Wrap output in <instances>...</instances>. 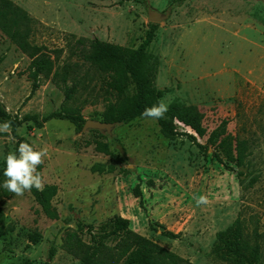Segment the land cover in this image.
Wrapping results in <instances>:
<instances>
[{
    "label": "rangeland",
    "instance_id": "1",
    "mask_svg": "<svg viewBox=\"0 0 264 264\" xmlns=\"http://www.w3.org/2000/svg\"><path fill=\"white\" fill-rule=\"evenodd\" d=\"M10 1L34 20L32 43L57 57V69L69 68V86L79 82L68 101L62 85L43 78L29 99L31 60L0 29V102L12 116L43 119L69 108L80 109L86 120L101 121L117 97L107 92L105 75L79 56L77 40L138 49L154 24L148 8L170 9V18L156 24L149 50L159 60L156 85L165 91L163 102L198 107L209 134L228 122L227 135L245 141L248 156L243 167L229 171L188 138H165L149 118L116 125L111 134L78 132L69 121L57 119L31 131L25 124L17 134L35 150L48 149L40 174L43 188H59L53 204L60 217L48 218L30 191L5 195L0 184V264H80L70 251L74 234L87 243L91 239L80 225L98 229L116 215L129 219L137 234L192 264H231L214 248L218 233L240 218L250 245L260 244L264 264V0ZM208 137L199 141L206 145ZM17 142L13 128L0 132V170L6 156L16 153ZM97 142L108 143L111 153L99 152ZM97 164L114 172L94 173ZM137 186L143 205L134 194ZM200 196L210 202L197 206ZM163 228L180 237H165Z\"/></svg>",
    "mask_w": 264,
    "mask_h": 264
},
{
    "label": "trees",
    "instance_id": "2",
    "mask_svg": "<svg viewBox=\"0 0 264 264\" xmlns=\"http://www.w3.org/2000/svg\"><path fill=\"white\" fill-rule=\"evenodd\" d=\"M190 0H178L183 4ZM146 4V0H142ZM34 20L28 12L17 6L10 0H0V29L24 54L31 64L29 67L32 79V98L41 88V80L52 79L58 85H62L66 92L68 101L74 98L78 90L79 82L74 81L72 86L68 85L70 74L68 67L61 71L57 69L56 58L46 46H39L31 41ZM158 25L152 24L146 39L138 49L123 47L100 39L89 41L78 39L77 45L79 56L105 75L104 84L107 92L117 97L116 102H110L101 122L116 125H127L140 118L146 108L157 105L164 96L165 91L159 90L156 85L159 60L149 50L155 41ZM132 88V93L129 94ZM176 118L175 120L173 118ZM69 121L78 132H82L88 120L84 118L81 110L64 108L60 112H54L43 119L38 115H27L23 119L12 116L11 113L0 102V122L11 121L12 128L18 139L16 154L19 143L30 142L17 134V130L28 124V129H42L46 123L52 120ZM162 135L170 140L178 137L188 138L193 145L204 153L212 152V158L223 165L229 171H237L243 167L247 160L248 145L245 141L234 140L227 135L228 122H223L219 128L209 134L205 127V115L196 106L173 102L164 119L156 120ZM191 129L193 133L186 129ZM209 136V137H208ZM208 137L207 144H202L199 139ZM31 145V144H30ZM110 145L97 142L99 152L109 155ZM4 168L0 170V184L6 177ZM42 165L37 172L41 173ZM94 173L112 174L113 167L97 164L92 168ZM239 175H242L239 172ZM32 195L40 205L42 212L52 220L59 219V212L53 201L59 193L56 185H46L43 190L32 188ZM5 195L9 191L4 189ZM135 196L141 200L144 197L140 186L134 190ZM4 220V213L0 209V223ZM153 228V225H152ZM95 226L80 225L79 230L91 236L87 243L77 233L74 234L75 246L70 251L80 257V264H192L174 252L160 246L158 243L143 237L131 229V221L122 216H114L103 222L98 229ZM243 221L239 218L228 229L217 235V243L214 248L215 255L221 260L231 264H261V246L258 242L250 245L245 236ZM163 235L171 239H178L180 235L174 234L163 228ZM32 241L37 243L39 237L34 235ZM55 256L52 249L50 257Z\"/></svg>",
    "mask_w": 264,
    "mask_h": 264
},
{
    "label": "clouds",
    "instance_id": "3",
    "mask_svg": "<svg viewBox=\"0 0 264 264\" xmlns=\"http://www.w3.org/2000/svg\"><path fill=\"white\" fill-rule=\"evenodd\" d=\"M169 107L161 100L157 105L146 108L142 116L149 119L159 120L166 117ZM176 119L175 117L173 118ZM12 122L5 121L0 124V132L11 133ZM16 153H9L6 156V168L4 176L6 177L3 187L17 196L24 195L34 187L37 190H43V179L37 168L44 163L45 157L49 156L48 149L41 148L35 150L32 145L26 142L19 143ZM207 196H200L196 199V205H207L209 203Z\"/></svg>",
    "mask_w": 264,
    "mask_h": 264
},
{
    "label": "water",
    "instance_id": "4",
    "mask_svg": "<svg viewBox=\"0 0 264 264\" xmlns=\"http://www.w3.org/2000/svg\"><path fill=\"white\" fill-rule=\"evenodd\" d=\"M148 16L150 22L158 24L168 20L171 16V10L166 12H159L154 8H148ZM116 127V124H108L97 120H88L84 126L83 131L87 130H99L111 134Z\"/></svg>",
    "mask_w": 264,
    "mask_h": 264
}]
</instances>
